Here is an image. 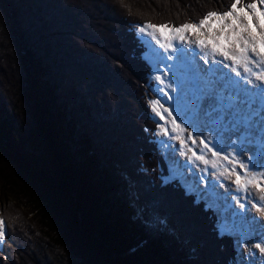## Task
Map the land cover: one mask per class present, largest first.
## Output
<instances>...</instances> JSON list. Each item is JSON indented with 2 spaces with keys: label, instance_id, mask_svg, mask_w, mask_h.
Returning a JSON list of instances; mask_svg holds the SVG:
<instances>
[{
  "label": "trees",
  "instance_id": "trees-1",
  "mask_svg": "<svg viewBox=\"0 0 264 264\" xmlns=\"http://www.w3.org/2000/svg\"><path fill=\"white\" fill-rule=\"evenodd\" d=\"M229 6L0 0V179L27 188L40 218L18 233L4 217L0 264H235L236 240L220 233L212 208L168 178L152 66L136 32L145 21L196 23ZM12 80L32 102L35 127ZM148 185L157 195L144 199ZM20 236L27 244L11 249Z\"/></svg>",
  "mask_w": 264,
  "mask_h": 264
},
{
  "label": "snow or ice",
  "instance_id": "snow-or-ice-1",
  "mask_svg": "<svg viewBox=\"0 0 264 264\" xmlns=\"http://www.w3.org/2000/svg\"><path fill=\"white\" fill-rule=\"evenodd\" d=\"M238 5L240 6L238 7ZM259 5H264V0H252L246 4L242 3V0H230L228 10L208 11L196 23L184 22L176 25L170 22L145 21L143 26L138 27V31L150 37L159 46V49L163 50L161 52L152 48L146 56L156 58L158 61L157 71H159V64H163L167 69V72L156 75L154 79L160 85L172 88V85L177 81L172 80L166 84V80L169 79L168 73L177 67V62H185L190 55L195 53L201 55L206 64L208 58L211 57L214 64L230 67L236 77L242 78L243 91L246 94L255 91L264 100V9ZM246 9H250V11ZM252 66L261 69V71H253ZM250 76L255 77V80L250 79ZM240 83L241 80H235L231 84H212L215 90L213 99L222 98L227 93L228 110L220 111L219 104L215 109L208 108L206 110L203 98L194 102L197 111L213 121V127L204 130L211 135L205 136L203 131L197 128L203 137L199 140V144L202 146L199 154L188 145V141H191L193 146L197 143L192 133L188 132V128L185 127V124L188 127H197L190 116L179 106L170 110L164 107L158 99L150 101L152 111L161 120H165V124L159 126L161 133L168 136L169 128L166 125H170V131L174 134L172 139L179 141L180 151L183 155L188 156L189 161L193 163L200 161L206 166L210 165L212 169L223 167V170L219 172L220 176H226L228 179L234 177L233 184L236 192L240 194L234 198L235 204L239 205L238 208L226 196L220 197L214 191L207 192V197L212 203H219L222 200L218 211L221 216L220 223L225 228L230 222L234 226L237 218L248 220V212L251 208H255L256 212L264 218V206H262L264 205V171L251 170L264 169V159L259 158L264 157V108L258 111L249 95L242 97L239 90L235 92L230 90L233 85L238 86ZM250 85L254 87H249ZM156 91L161 90L156 89ZM171 99L172 97H168V100ZM173 111L177 115H173ZM177 117L182 122H178ZM226 120H230V127L233 130L231 135H235L236 140H232L231 136L225 140L223 134L218 131V128L222 127ZM185 132H188L187 137L184 136ZM253 144L259 145L257 154L246 158L247 163L241 161L239 157L244 155L245 146ZM228 149L232 151L227 155H222V153L228 152ZM189 152H191L190 156ZM208 153L211 154V158H208ZM225 161L227 166L222 163ZM237 166L243 170V174L236 170ZM207 170V168L204 169V171ZM253 188L257 189L260 195L256 198V203L250 204L246 209L245 204L248 203V199L243 194L251 193ZM251 219L252 221L256 220L255 217ZM4 238V221L0 219V241ZM255 248L264 253V234L261 236V243H257Z\"/></svg>",
  "mask_w": 264,
  "mask_h": 264
},
{
  "label": "rangeland",
  "instance_id": "rangeland-1",
  "mask_svg": "<svg viewBox=\"0 0 264 264\" xmlns=\"http://www.w3.org/2000/svg\"><path fill=\"white\" fill-rule=\"evenodd\" d=\"M259 6L262 9H264V5H259ZM246 10L250 11V9H246ZM253 23H255V20H253ZM140 26H143V25H140ZM140 26H138V27H140ZM138 27H137V32L139 34V37L141 38V40L144 41L146 46L148 45L147 47L155 48L156 46H158L155 44V41H152L150 37L146 36V34L140 33L138 31ZM53 29H58V28L53 27ZM192 38L194 39V36ZM15 43H16V41H15ZM0 53L3 54L2 49L0 50ZM89 59H92V58H89ZM149 60H150L152 67L154 68V71L151 74V80L154 84V91L156 93L155 99L160 100L161 104H163L164 107L169 108L170 110L179 106V108L182 111H184L186 114L191 116L196 110V107H194V102L197 101V98L192 97L190 91H188L189 86H188V90L186 91L187 92L186 97L183 96L182 101L178 100L176 105L172 106V104L169 103V101H168V96L172 94L173 86H172V88H166L164 85H160L159 82L154 79V77L156 75H162L164 72H167V69L165 68V66L163 64H159V71H157L156 68L158 65V61L156 60V58L150 57ZM183 66H188L187 61L182 62L175 69H173L172 72L168 73L169 79L166 80V84L170 83L172 80H174L175 76H180V77L184 78V74L181 73V69ZM95 69H98V65L95 67ZM156 89H160L161 91L158 92V91H156ZM10 90H11V92H13L16 95V97H17L16 99L21 100V102L19 101L20 104H18V103L17 104H18L19 108L24 111V113H25L24 117H26L27 113H28V117H26V120H28V123L34 125V127H35L36 126V118L34 117L35 109H32V107H31L32 102H30L28 100L27 94L24 91H22L21 86H19L17 84V82H14L13 80H12V86H10ZM212 90H213L212 88H209L206 90V94H207L206 100L209 99V104L207 106L205 105L206 110L208 108H213L215 105L217 106V104H219V98L218 97L213 99L214 94L211 93ZM220 102H221V97H220ZM221 106H223L222 103H221ZM32 114H33V117H32ZM173 115H177V113L175 111H173ZM153 116L159 122V126L161 124H165V120H161L160 117L156 116V114L154 112H153ZM177 118H178V122H182L179 120V117H177ZM191 119H192V117H191ZM193 119H197L194 122V124L197 127L196 128L188 127L187 124H185V127L188 128V132L192 133V136L197 141V143L195 146H193L191 141H188V145H189V147H193V150L197 151V154H199L201 149H202V146L199 144V140L203 137L201 136V132L197 131V128H199L201 131H203V134L205 136L211 135V133L204 131V130L209 128V127H213V121L205 118L202 114L200 117H196V116L193 117ZM217 123H219V122H217ZM228 125H230V120H226L224 122L223 126L218 128V131L220 133H223V134L227 133L228 132ZM166 126L169 128V135L168 136L170 138L167 139L168 142L166 144H164V145L160 144V148H161L163 153L165 151L169 154L171 161L174 159H178L180 166H182L184 171L188 172V175L183 171L182 172H176V173H177V175H181L183 177L184 184L188 183L187 185L189 186V191L191 189H195V192H197V191L203 190V188H206L207 186H209V187L215 188L217 190V192L219 193L220 197L226 196L230 200L232 190H234V187H235V185L233 184L234 177H232V179H228V178L226 179V186L232 190H230L229 188H227L225 186V177L220 176L219 173L217 174V177L215 178L213 184H207L206 181L203 180L201 175L203 174L204 169L206 167L211 168V166L210 165L206 166L200 161H196L195 163H193L191 161L194 164V167H191V165H188L187 164L189 162L188 156H185L181 153L179 141L172 139V136L174 134H172L170 131L171 126L170 125H166ZM159 129H160V127H159ZM35 130H33V135H34V139L37 140L38 138L36 137V131ZM214 130H217V129H214ZM188 132L184 133L185 137H187ZM230 136H231V138L233 137L231 134H230ZM166 137L167 136L163 135L162 133L159 135V139H161L162 141H164V139ZM231 151H230V149H228V152H224V153H222V155H227ZM44 153L46 154L45 151H44ZM188 155L190 156L191 152H189ZM250 156L253 157L254 153L251 152ZM165 158L167 161L166 155H165ZM208 158H211L210 153H208ZM222 163L224 164V162H222ZM245 163H247V162H245ZM226 164H227V162H226ZM226 164L224 166H227ZM4 167H9V165L4 166ZM10 167H11V165H10ZM0 170L3 171L2 169H0ZM215 170H218V169H215ZM10 171H12V170H10ZM3 172L5 173V171H3ZM212 180H213V177H212ZM29 193H31V192H29L27 190V188H25L23 185L15 186V187H8L5 185L4 181L0 179V217L1 218L5 217L6 219H8V217H10L11 220H13L14 222H17L18 223L17 224V232L18 233L20 232V229L22 227L21 222H38V220H40V218L35 217V214H31L32 208L29 205V204H31V199L29 198ZM254 193H257L256 189H254ZM153 194L157 195L156 189L153 188L151 185H148L146 192L142 193L143 198H144V196L150 197V195L152 196ZM259 195H260V193H258L256 195V198H258ZM143 198L141 197V200H143ZM203 199L209 204V206H211L216 211V215L219 216V223H220L221 216H220V213L218 211V207L220 206V204H222V200L219 203H212L211 200L207 197V194L204 195ZM250 200H251V194H250ZM254 203H256V199H252V204H254ZM148 205L149 204H147V206ZM262 206H264V205H262ZM253 209H255V208H251L250 211H252ZM137 213H138V211L135 210L136 217L140 218V216ZM255 216H257V215L255 214ZM252 217L253 216L250 215L248 217V220H246L245 222H242L240 225L237 224L236 229H233L234 231L237 232V236H235V238H236V243H237L236 245H238L240 248V255H239L240 264H247V262H249V261H247L248 259L251 261H254L257 264L258 252L261 253L259 251V249L255 248V245L257 243H261V236L263 234L262 224H263L264 218L258 217V218H256L255 221H252V219H251ZM5 218L3 219L4 222H6ZM6 231H7V228H6ZM21 233H22V231H21ZM21 239H22L21 236L18 237V239H15V241H14L15 244H14V246H12L13 248L11 247V249H16V244H21V245L27 244V241H24ZM20 240H21V242H20ZM43 252H44V250H43ZM42 254L43 253L40 254V253L34 251V257L35 258L42 259V257H41ZM18 261L19 260H17V262ZM18 263H20V262H18Z\"/></svg>",
  "mask_w": 264,
  "mask_h": 264
},
{
  "label": "bare ground",
  "instance_id": "bare-ground-1",
  "mask_svg": "<svg viewBox=\"0 0 264 264\" xmlns=\"http://www.w3.org/2000/svg\"><path fill=\"white\" fill-rule=\"evenodd\" d=\"M229 62H230V61H229ZM252 67H253V71H256V72L261 71V69H258V68H256L255 66H252ZM231 72H232V71L219 72L218 77H217V84H220V83H228V84H231V82H230L229 80H227V75H225V74H230ZM241 72H242V71H241ZM222 73H224V75L221 76ZM232 74H233V77H234V80H233V81H235V80H241V83H240L238 86L233 85V86L230 88V90L233 91V92L239 90V91H240V94H241L242 97H244L245 95H249V98L253 100V102H254V104H255V106H256V108H257L258 111H259L260 109L264 108V100L261 99L260 94L257 93V92H255V91H253L251 94H246V93L243 91V89H244V83H243V81H242V78H238V77H236L235 73H232ZM250 79L255 80V77L250 76ZM249 87H254V86H251V85H250ZM197 94H198V93H197ZM221 103H222L223 108H224L223 111L229 109V101H228V99H227V93H225V96L221 98ZM194 122H195V121H194ZM228 127L230 128V129H229V134H225V135H223L224 138H225V140H227V138L230 136V134H231L232 131H233L232 128L230 127V125H229ZM232 136H233V137L231 138L232 140H236V139H237V137H236L235 135H232ZM245 147H246V151H245L244 155H242V156L239 157V159H240L241 161H243V162H244V161H245V162H248V160H247L246 158H251V157H252V156H250V155H251V152H253L254 155L257 154V149H258L259 145H258V144H253V145H246ZM207 155H208V154H207ZM259 158L264 159V157H259ZM226 165H227V164H226ZM250 168H251V166H250ZM222 170H223V167H221V168L219 169V172L222 171ZM229 170H230V169H229ZM236 170H237L238 172H241V174H243V173H242V172H243L242 169H240V168L237 167ZM251 170H253V171H264V169H251ZM203 176H204V175H203ZM212 177H213V173L211 174L210 178H209L207 181H208V182H212ZM230 183H231V182H230ZM230 186H231V185H230ZM233 191H234L233 193L235 194L236 197L240 195V194H238V193L236 192L235 187H234V190H233ZM251 191H252V190H251ZM250 194H251V193H244V194H243V196H244L246 199H248V203H250ZM258 197H259V196H258ZM251 199H252V194H251Z\"/></svg>",
  "mask_w": 264,
  "mask_h": 264
}]
</instances>
